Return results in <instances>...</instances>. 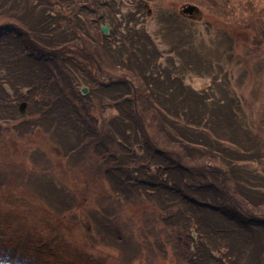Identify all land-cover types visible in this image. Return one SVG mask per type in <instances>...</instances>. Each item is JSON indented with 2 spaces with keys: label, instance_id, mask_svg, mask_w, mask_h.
<instances>
[{
  "label": "trees",
  "instance_id": "16d2710c",
  "mask_svg": "<svg viewBox=\"0 0 264 264\" xmlns=\"http://www.w3.org/2000/svg\"><path fill=\"white\" fill-rule=\"evenodd\" d=\"M142 1L135 0L138 11ZM152 1L160 7L165 0ZM179 2L248 33V51L230 52L234 39L219 26L215 52L223 54L190 52L184 36L162 53L135 13L129 21V15L113 14L107 19L118 41L97 33L105 51L119 46L125 57L105 60L99 42L89 39L91 23L102 21L99 0H0V121L26 101L33 117L29 133L48 125L62 161L75 165L71 184L55 179L53 191V167L37 175L30 163L38 154L31 148L22 153L26 170L0 164V178L13 180L6 188L14 183L35 194L71 195L38 197L48 217L23 213L12 191L0 197V264H157L156 246L170 264H264V108L258 104L264 101V46L262 60L257 51L264 40V0ZM165 16L168 33L184 29L173 22L175 15ZM37 46L50 60L73 50L83 75L69 72L64 62L56 67L54 60H37ZM172 53L186 67L196 59L201 74L194 71L212 78L219 97L212 87L187 86L188 72H179ZM164 56L168 66L161 64ZM237 59L243 69L233 80L229 72ZM224 67L227 81L220 82ZM81 83L89 87L86 96ZM45 162L51 164L47 156ZM80 165L86 168L76 171ZM130 207L141 208L138 218L128 214ZM77 210L85 212L90 232L61 226L76 219Z\"/></svg>",
  "mask_w": 264,
  "mask_h": 264
},
{
  "label": "rangeland",
  "instance_id": "374dc122",
  "mask_svg": "<svg viewBox=\"0 0 264 264\" xmlns=\"http://www.w3.org/2000/svg\"><path fill=\"white\" fill-rule=\"evenodd\" d=\"M102 2L110 4V10L108 11L104 10V12L107 14H113L114 12H117L116 15L119 19L129 15L128 21L133 20L130 14L135 13L139 19L138 27L142 28V30L145 31L148 36L153 37L152 41L156 43L158 49L162 53L169 52L173 48L172 44L174 42H175V45H177L179 37L181 36L188 38V40L191 43V45L189 46H193L194 48L192 49H196V50H190V52H198L200 56H203V54L207 55L208 49L213 50L216 48L217 37L216 36L214 37L212 27H214L215 29L216 26L220 24V21L213 19L206 13L200 15L199 17H196L195 19H186V20L182 19V16L179 14L180 13L179 10H180V7L182 6V3L179 2V0H165L161 3L160 7L156 4L157 2L155 1L143 0L141 4L142 6L140 7L139 11L137 9V5L139 2L135 3V0H102ZM162 13H164L165 15L167 14L175 15V18L172 19L174 20L173 22H177V23L180 22L181 27H183L184 29L175 30L173 32H169L166 34V30H165V24L167 23L166 19L169 20L170 18L161 19ZM91 16L96 18V14H92ZM101 20L102 21L99 24L96 23L94 25L93 23H91V26L89 27V35H90V39H93L94 41L99 42L100 48L105 49V44H104L105 38H103L97 33V29H100L99 27H101L104 23V19H101ZM132 23H134V21H132L129 24V27H132ZM123 25L124 27L127 26L125 22L123 23ZM238 30L239 29H236V31L232 32V29H230V33H232L231 35L234 38L230 52L244 54L248 51V48L244 47L243 45L247 44L250 41V37L248 33L246 32L240 33ZM50 31L52 32L51 36H57L53 28ZM178 32H181V33L178 34ZM111 33H112V28L109 31V36H111L110 40L111 42H117L118 39H115ZM82 37L83 35H77L75 36V39L81 41ZM146 38H147L146 35H142V40H145ZM258 43L262 46V47L260 46V48L257 49L259 56H261L259 57V59L262 60L263 57L262 55H260L261 54L260 52H262L263 50L264 40L258 41ZM113 44L116 46L115 43ZM183 44L184 46H186V44L188 43L183 42ZM202 44L205 45V48H201ZM205 49L206 51H204ZM254 52L256 53V51ZM209 53H214V52H209ZM219 53L223 54L225 52L224 51L217 52V54ZM109 54L115 55L118 58V60L120 57H125L124 56L125 51L124 50L121 51L119 49V46H116V48L113 51L106 50V55L108 56ZM71 56H74V55L70 53H65L64 56L63 57L60 56L59 59L56 60L55 63H53V65L56 67H59V65L65 64L66 66L69 67V72L75 74L79 78L78 75L82 74L81 73L82 71H81V68H79L76 65V63L77 61H80V59L72 58ZM174 56L175 54L172 53V57ZM67 57L71 60L70 62L68 61V59H65ZM102 59L106 60L107 57H104ZM161 60H162V63H165L167 61V57L165 58L164 56ZM241 60L237 59L231 63L232 68L229 72V77L233 80H236L239 78L240 72L243 69V66H242L243 62ZM60 62H64V63L60 64ZM221 63L224 64L223 62ZM182 64L183 62H181L178 66L179 72H181V74L186 71L188 72L186 75L187 79L185 80L188 86L192 87L193 89L197 91H204L208 87L213 88L212 78H207V77L202 78L197 73L199 72V70L196 66L195 60L190 59V62L188 63L189 67H186L185 65H182ZM81 65L83 66L84 64L81 63ZM190 66L192 67L190 68ZM45 67L47 66L45 65ZM45 67L41 65L40 70H42V72H46L47 70ZM194 70H196L197 72ZM226 71H227V68L223 69L221 72L218 73V81L220 82L227 81V77L225 76ZM85 79L87 80V78ZM80 81L83 82L84 79L80 78ZM83 84L84 83H81L79 89L81 88ZM213 89L215 90L217 97H219L217 90L215 88ZM227 93L229 95L230 90ZM232 99L234 100V96H232ZM60 102L62 103L60 107H64L65 102L63 100H60ZM258 104L259 106L264 108V101H260L258 102ZM262 110L264 111V109ZM35 136L38 137V139L35 140L36 146L34 147H37L38 149H41L42 151L48 154L53 164L55 165L54 168H55L56 177L58 179L59 178L62 179L65 182L68 181L69 179L68 177L69 175H71L72 169L74 168L75 165L73 163H70V164L68 163V174L67 172L65 174L64 173L65 169H62V167L60 166L61 159L58 156L59 153L57 151V148L55 147V143L54 142L52 143V141L50 140L51 139L50 136L49 135L44 136L41 133L36 134ZM26 143H28V140L25 138L22 144L25 145ZM20 151L21 149L18 148V152ZM61 154H62V151H60V155ZM0 156H2L1 151H0ZM107 172H108L107 170H104L103 174H106ZM7 180L8 179H6L5 177L0 178V195L5 196L9 191L5 187ZM16 188L18 187L17 186L15 187V184L13 183L11 191L15 193L16 199H19L18 204L21 206L23 213L30 215L32 217H36V216L48 217V212L44 208L45 204L39 200L38 196L35 193L31 194V192L26 190V188L25 189H16ZM0 202L3 203L4 199L0 198ZM23 204L25 205V207H22ZM140 209L141 208H137V207L135 208L130 207L129 209L127 208V210L129 211L128 214L133 217H137V218L140 215ZM61 226L66 230H70V232L74 234H77L79 232L82 233V230H86V228L87 230L89 229V223L86 221V214L82 210H77L76 219H70V220L65 219V221H62ZM156 248L159 251V256L157 257V259H155L157 264H170L169 258L167 259L165 258V260L162 259L163 252L160 251L161 248L157 246Z\"/></svg>",
  "mask_w": 264,
  "mask_h": 264
},
{
  "label": "water",
  "instance_id": "95a60500",
  "mask_svg": "<svg viewBox=\"0 0 264 264\" xmlns=\"http://www.w3.org/2000/svg\"><path fill=\"white\" fill-rule=\"evenodd\" d=\"M182 14H189L191 16H196V15H199V9L196 6L187 5V6L183 7ZM101 31L103 33L107 34V32H108V26L106 25L105 27H102L101 28ZM87 91H88L87 88H83L82 89V93L83 94H86ZM24 108H25V104H22L21 105V110L24 109Z\"/></svg>",
  "mask_w": 264,
  "mask_h": 264
}]
</instances>
